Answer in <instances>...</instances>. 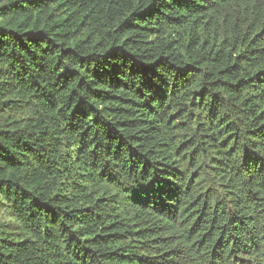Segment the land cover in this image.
<instances>
[{"label":"trees","instance_id":"16d2710c","mask_svg":"<svg viewBox=\"0 0 264 264\" xmlns=\"http://www.w3.org/2000/svg\"><path fill=\"white\" fill-rule=\"evenodd\" d=\"M0 264H264V0H0Z\"/></svg>","mask_w":264,"mask_h":264}]
</instances>
